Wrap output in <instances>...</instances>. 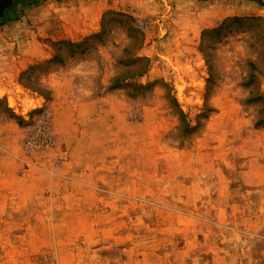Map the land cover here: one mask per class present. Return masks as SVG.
<instances>
[{"label": "rangeland", "instance_id": "obj_1", "mask_svg": "<svg viewBox=\"0 0 264 264\" xmlns=\"http://www.w3.org/2000/svg\"><path fill=\"white\" fill-rule=\"evenodd\" d=\"M53 1L0 18V264H264V0Z\"/></svg>", "mask_w": 264, "mask_h": 264}, {"label": "crops", "instance_id": "obj_2", "mask_svg": "<svg viewBox=\"0 0 264 264\" xmlns=\"http://www.w3.org/2000/svg\"><path fill=\"white\" fill-rule=\"evenodd\" d=\"M105 4V0L53 1L40 7L34 26L47 37L80 40L98 30V13Z\"/></svg>", "mask_w": 264, "mask_h": 264}, {"label": "water", "instance_id": "obj_3", "mask_svg": "<svg viewBox=\"0 0 264 264\" xmlns=\"http://www.w3.org/2000/svg\"><path fill=\"white\" fill-rule=\"evenodd\" d=\"M15 0H0V17H3L6 10L11 8Z\"/></svg>", "mask_w": 264, "mask_h": 264}, {"label": "trees", "instance_id": "obj_4", "mask_svg": "<svg viewBox=\"0 0 264 264\" xmlns=\"http://www.w3.org/2000/svg\"><path fill=\"white\" fill-rule=\"evenodd\" d=\"M25 1H30V0H25ZM7 11H8V10H7ZM7 11H6V12H7ZM229 20H231V19H229ZM232 20H234V21L240 20V17L232 18Z\"/></svg>", "mask_w": 264, "mask_h": 264}, {"label": "bare ground", "instance_id": "obj_5", "mask_svg": "<svg viewBox=\"0 0 264 264\" xmlns=\"http://www.w3.org/2000/svg\"><path fill=\"white\" fill-rule=\"evenodd\" d=\"M1 18V17H0Z\"/></svg>", "mask_w": 264, "mask_h": 264}]
</instances>
